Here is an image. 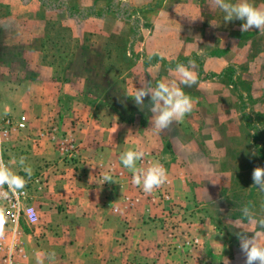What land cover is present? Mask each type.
Masks as SVG:
<instances>
[{"label":"rangeland","instance_id":"rangeland-1","mask_svg":"<svg viewBox=\"0 0 264 264\" xmlns=\"http://www.w3.org/2000/svg\"><path fill=\"white\" fill-rule=\"evenodd\" d=\"M249 2L264 7V0ZM242 23H226L209 0H0V118L27 119V129L5 141L4 161L25 157L32 176H45L42 167H52L50 161L73 165L81 158L73 130L56 135L53 124L37 125L39 114L27 118L30 108L39 113V101L50 91L25 83L50 77L71 89L77 101L108 109L135 128L147 140L136 149L166 169L171 200L155 204L128 184L130 170L123 164L114 168L123 173L119 179L112 174L128 192L126 198L137 199L126 206L143 203L147 220L158 230V257L165 259L159 264H244L238 234L249 231V217L264 220V191L252 180L253 170L264 168V34L241 32ZM190 62L199 85L179 86L195 106L182 121L157 132L150 97L141 106L132 97L149 84L171 83L169 69ZM62 97L60 102L68 103V96ZM64 119L71 128L78 118L62 115L58 122ZM43 137L56 160L38 155ZM63 138L72 139L75 158L58 151ZM13 170L27 178L18 167ZM45 189L33 194L38 223L32 229L21 224L22 241L25 235L31 241L47 235L65 243L64 231L39 223L37 207ZM33 259L37 264L36 255Z\"/></svg>","mask_w":264,"mask_h":264},{"label":"crops","instance_id":"crops-1","mask_svg":"<svg viewBox=\"0 0 264 264\" xmlns=\"http://www.w3.org/2000/svg\"><path fill=\"white\" fill-rule=\"evenodd\" d=\"M33 85L50 91V96L44 95L40 99L39 113L28 109L32 113H27V118L39 114L41 119L36 120L37 125L39 122L41 126L53 124L56 135L73 130L72 135L80 142L81 158L73 165L63 164L53 156L54 151L47 138L40 139L38 155L56 161L49 162L52 167H42L46 174L43 177H48L37 207L39 223L58 234L64 231L69 236L65 243L71 242V246L63 249L57 246L65 243L56 236L44 235L31 241V237L25 235V257L20 264H35L33 258L37 252L56 254L53 262L44 257V264H159L165 260L158 257L162 253L161 247H157L159 232L153 227L154 223L147 220L143 203L129 209L123 200L128 195L123 186H118L114 180L113 183H101L96 178V173L108 165L118 169L122 165L121 154L143 147L147 140L140 138L132 126L121 123L110 110L77 101L71 89L67 91L63 84L50 77H37L35 82L31 79L25 83L26 88ZM64 95L69 100L62 104L59 98ZM31 99L37 102L35 95ZM62 115L78 119L69 128L65 119L58 122ZM31 125L36 126L34 122ZM145 137L149 138L148 135ZM152 143L155 145L150 139L149 144ZM11 146L17 152L19 147L16 148L15 143Z\"/></svg>","mask_w":264,"mask_h":264},{"label":"clouds","instance_id":"clouds-1","mask_svg":"<svg viewBox=\"0 0 264 264\" xmlns=\"http://www.w3.org/2000/svg\"><path fill=\"white\" fill-rule=\"evenodd\" d=\"M209 4L224 13L226 23L233 20L243 21L241 32L258 30V33L264 34V7L254 6L249 0H237L236 3H231L229 0H209ZM194 69V62H190L187 66L178 64L176 68L169 69L171 83L160 81L155 87L149 84L136 89L132 97L136 105H144L145 98L150 97L151 124L155 131L162 132L170 128L174 122L182 121L193 110L195 106L193 99L185 94L179 85L187 88L199 85L198 74ZM144 157V150L129 149L121 154L120 161L132 172V185L141 187L145 194L151 195L168 182V175L166 169L158 161L151 163L146 169L138 168L137 162ZM13 166L18 167L28 178L32 176V168L26 164L25 157H20L19 160L13 158L6 163L0 155V198L8 199L10 194L23 191L27 185L28 181L25 176L14 171ZM102 179L103 183L114 182L107 172L104 173ZM252 180L254 186L264 191V168L256 167L252 172ZM28 214L29 218L35 222L34 210L28 209ZM4 222V219L0 217V238L5 235ZM248 228L247 233L238 234L240 250L245 257L244 264H264V220L249 217ZM55 255L54 252H37V264H44V257H47L49 261H54Z\"/></svg>","mask_w":264,"mask_h":264},{"label":"built area","instance_id":"built-area-1","mask_svg":"<svg viewBox=\"0 0 264 264\" xmlns=\"http://www.w3.org/2000/svg\"><path fill=\"white\" fill-rule=\"evenodd\" d=\"M27 129V119L24 115L17 117H11L6 115L0 118V155L4 154V143L9 140L11 133L21 132ZM58 151L62 154V157L68 160L75 158L76 147L71 138H63L58 144ZM4 159V156H3ZM148 155L137 162L138 168L146 169L152 161ZM154 162V160H153ZM103 172H107L111 176L113 172H117L114 176L117 180L123 173L121 171H114V166L108 165ZM101 171L98 173V181L103 182V175ZM128 184L132 185L131 178L132 172H127ZM27 179V185L25 189L19 193L10 194L8 199L0 198V217L4 219V231L5 235L0 238V264H18V260L24 258L23 241H22V228L21 224L25 228L32 229L38 223V214L34 207L32 200L34 192H42L45 189L46 181L43 174L39 172L36 175ZM119 181V180H118ZM106 183V182H105ZM137 191L139 197H144L147 201L155 204L156 202H168L171 200V188L170 182H168L159 189H156L151 195H147L142 191L141 187L133 186ZM6 190V188H5ZM126 205L131 206L137 199L123 198ZM156 201V202H155ZM28 209H33L35 212V222L29 218Z\"/></svg>","mask_w":264,"mask_h":264}]
</instances>
